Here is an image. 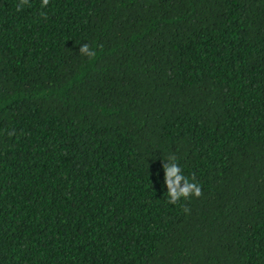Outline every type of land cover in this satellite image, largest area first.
<instances>
[{"label": "trees", "instance_id": "16d2710c", "mask_svg": "<svg viewBox=\"0 0 264 264\" xmlns=\"http://www.w3.org/2000/svg\"><path fill=\"white\" fill-rule=\"evenodd\" d=\"M18 3L0 264H264V0ZM170 154L201 197L168 202Z\"/></svg>", "mask_w": 264, "mask_h": 264}, {"label": "clouds", "instance_id": "9594fccd", "mask_svg": "<svg viewBox=\"0 0 264 264\" xmlns=\"http://www.w3.org/2000/svg\"><path fill=\"white\" fill-rule=\"evenodd\" d=\"M50 0H42L41 8H46L49 5ZM30 6V0H19L16 5V10L22 11L24 6ZM40 15L47 19V13L41 12ZM80 55L89 59L96 56L95 50H93L88 44H83L79 49ZM165 176L164 181L167 185V195L169 197L168 202L170 204H177L182 198L187 200L191 197L199 198L203 195L202 187L190 180L183 174L181 167L177 162V156L170 154L167 158V162L163 165ZM183 211L188 214L190 209L184 207Z\"/></svg>", "mask_w": 264, "mask_h": 264}]
</instances>
